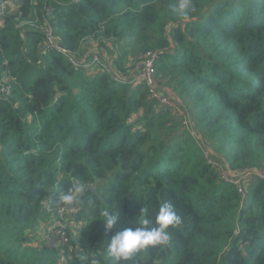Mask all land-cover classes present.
<instances>
[{
	"label": "trees",
	"instance_id": "1",
	"mask_svg": "<svg viewBox=\"0 0 264 264\" xmlns=\"http://www.w3.org/2000/svg\"><path fill=\"white\" fill-rule=\"evenodd\" d=\"M176 2L16 0L0 16V264H112L111 235L141 207L154 217L165 201L182 220L170 245L127 264H264L263 179L241 195L145 84L85 74L45 53L38 29L22 27L37 13L73 51L91 39L124 44L118 70L125 54L161 51L157 76L201 139L233 168L264 167V0H193L187 17ZM77 185L98 190L81 203L93 223L61 254L43 228L64 206L58 194ZM106 207L120 214L109 233L100 220Z\"/></svg>",
	"mask_w": 264,
	"mask_h": 264
},
{
	"label": "built area",
	"instance_id": "2",
	"mask_svg": "<svg viewBox=\"0 0 264 264\" xmlns=\"http://www.w3.org/2000/svg\"><path fill=\"white\" fill-rule=\"evenodd\" d=\"M8 7H16V0H8L0 3V16L7 13ZM48 16L51 10H47ZM26 26L38 29L45 36L43 43L44 52L56 51L65 58L75 69L83 71L85 74L104 73L121 81H130L134 83H143L148 88L150 96L162 105L171 107L173 110L178 109L181 103L172 92L167 91L159 85L157 78V62L160 57V51L149 50L142 55V61L138 68L134 69L129 75L119 73L117 67L103 58L98 50L87 49L86 51H73L60 43L54 34L53 26L49 18L42 19L37 13L25 22ZM94 40V39H92ZM98 40V39H97ZM95 73H91L92 71ZM8 78H5L1 90H5V84ZM179 111V110H177ZM183 124L198 140L203 150L205 160L218 172L220 178L225 182L232 183L241 195H245L247 184L256 179L264 180V167L253 168H233L229 162L221 155L212 150L201 137L195 128L189 113L184 116ZM75 209H70L69 205L60 206L52 209L50 219L45 223L43 228L44 239L47 245L54 250L67 248L70 243L69 220L68 217Z\"/></svg>",
	"mask_w": 264,
	"mask_h": 264
},
{
	"label": "clouds",
	"instance_id": "3",
	"mask_svg": "<svg viewBox=\"0 0 264 264\" xmlns=\"http://www.w3.org/2000/svg\"><path fill=\"white\" fill-rule=\"evenodd\" d=\"M173 8L181 17H187L194 11L195 5L193 0H177ZM84 193L85 187L80 185L61 191L57 203L64 205L79 203ZM88 206L96 207V200L89 198ZM110 212L111 209L107 207L101 212L103 219L100 220L105 223L106 233L111 232L120 220V214L116 211L114 214ZM181 222V216L177 213L175 205L169 201L159 205L154 217L147 208L141 207L139 214L128 221L130 226L111 235L107 241L106 255L112 264H127L140 253L169 246L172 239L170 229H178ZM84 259L88 257L85 256Z\"/></svg>",
	"mask_w": 264,
	"mask_h": 264
},
{
	"label": "rangeland",
	"instance_id": "4",
	"mask_svg": "<svg viewBox=\"0 0 264 264\" xmlns=\"http://www.w3.org/2000/svg\"><path fill=\"white\" fill-rule=\"evenodd\" d=\"M11 9H13V7H11ZM7 11L9 12L10 11V8L8 7L7 8ZM28 21V20H25L23 23H22V27H26V24L25 22ZM2 20L0 19V25L2 24ZM100 42V40H99ZM87 44V47L89 48V44L91 43L90 40H88L87 42H85ZM101 45V44H100ZM85 46V45H84ZM122 47L124 48V44L122 46L118 45L117 48H119V50L121 51V54L124 53V50L122 49ZM86 51V50H85ZM84 52V50L82 51V53ZM161 52V51H160ZM126 59L123 61L120 62L119 64V69L124 72L125 76L126 75H129L134 69L138 68L141 64V61H142V56L141 57H134L132 55H126L122 58H125ZM160 59V57H159ZM158 59V61H159ZM116 63V61H115ZM117 66V65H116ZM118 71L119 73H121V71ZM96 71H92L91 73H95ZM158 78V76H157ZM158 81H159V85L162 86V88H164V90L167 88L164 87L163 83L161 82V79L158 78ZM180 102H181V99H178ZM160 104V103H159ZM179 110V111H177ZM175 112H177L178 114L181 115L182 117V121H184V118L183 116L188 113L185 105L181 102L179 103V106H178V109L174 110ZM202 141H204L205 144H207L208 146V143H206V141L204 139H201ZM209 147V146H208ZM220 155V154H219ZM223 157V156H222ZM103 185L104 184H107V181H104L102 183ZM74 212L68 217V220H69V234H70V238L77 233L78 231V228L80 226H84L85 227V230L86 231H90L91 229V225L93 223V220L92 219V215L88 214L87 211H80L81 210V204H78L76 207H74ZM43 238H44V234H43ZM84 239H86V237H84ZM67 248H64L61 250V254H63L65 251H66ZM98 250L102 253H104V245H98Z\"/></svg>",
	"mask_w": 264,
	"mask_h": 264
},
{
	"label": "crops",
	"instance_id": "5",
	"mask_svg": "<svg viewBox=\"0 0 264 264\" xmlns=\"http://www.w3.org/2000/svg\"><path fill=\"white\" fill-rule=\"evenodd\" d=\"M91 43L89 44V48L87 47V44L85 43L82 47V49L85 51L87 49H95L100 52V54L103 56V58L107 59L111 64H114L116 67L115 61H120L121 51L119 50L118 44L106 40L104 44L100 45L99 40H90ZM124 74V73H123ZM167 91L171 92L170 89H167Z\"/></svg>",
	"mask_w": 264,
	"mask_h": 264
},
{
	"label": "water",
	"instance_id": "6",
	"mask_svg": "<svg viewBox=\"0 0 264 264\" xmlns=\"http://www.w3.org/2000/svg\"><path fill=\"white\" fill-rule=\"evenodd\" d=\"M84 187H85V193L88 192V191H90V192H93V193H95V194L98 195V190H97L96 186H94V185H88V186H84ZM85 193L82 194V198H81V200H80L79 203L71 204V205H69V208L70 209H74V207H76L78 204H81L82 203V200H83V197L85 196Z\"/></svg>",
	"mask_w": 264,
	"mask_h": 264
},
{
	"label": "bare ground",
	"instance_id": "7",
	"mask_svg": "<svg viewBox=\"0 0 264 264\" xmlns=\"http://www.w3.org/2000/svg\"><path fill=\"white\" fill-rule=\"evenodd\" d=\"M21 201V200H20Z\"/></svg>",
	"mask_w": 264,
	"mask_h": 264
}]
</instances>
